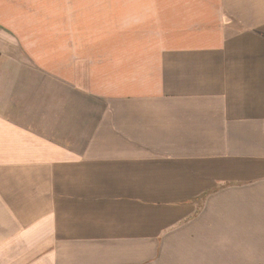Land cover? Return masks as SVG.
Here are the masks:
<instances>
[{"label": "crops", "instance_id": "1", "mask_svg": "<svg viewBox=\"0 0 264 264\" xmlns=\"http://www.w3.org/2000/svg\"><path fill=\"white\" fill-rule=\"evenodd\" d=\"M0 264H264V0H0Z\"/></svg>", "mask_w": 264, "mask_h": 264}]
</instances>
